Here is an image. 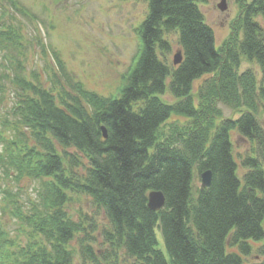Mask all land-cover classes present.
<instances>
[{"label": "trees", "instance_id": "16d2710c", "mask_svg": "<svg viewBox=\"0 0 264 264\" xmlns=\"http://www.w3.org/2000/svg\"><path fill=\"white\" fill-rule=\"evenodd\" d=\"M200 1L147 0L139 54L114 95L85 87L55 51V68L28 78L22 34L0 19V96L9 84L12 97L0 105V174L10 181L0 186V264H246L253 249L262 258L249 264H264V0H235L218 47ZM219 104L240 114L223 117ZM233 132L252 143L246 155ZM24 181L36 182L33 195ZM154 190L165 197L157 211L147 206ZM73 201L104 222L71 211Z\"/></svg>", "mask_w": 264, "mask_h": 264}, {"label": "rangeland", "instance_id": "374dc122", "mask_svg": "<svg viewBox=\"0 0 264 264\" xmlns=\"http://www.w3.org/2000/svg\"><path fill=\"white\" fill-rule=\"evenodd\" d=\"M18 7L26 14L14 9L8 0H0L1 22L18 27L22 34L24 74L29 78L39 73L43 79L46 70L54 67L50 52L55 51L66 65V70L85 87L102 95H114L123 84L122 77L134 64L139 54L140 40L136 28L147 11V0H16ZM221 0H201L199 8L205 22L212 28L214 43L218 47L230 35L233 23L238 15L235 0H224L225 10H220ZM171 50L168 59L172 62L178 44L176 36L170 35ZM48 52L44 55L41 48ZM12 54V51H10ZM3 52L0 49V58ZM14 54H16L14 52ZM1 61V59H0ZM251 68L253 63L242 62L241 69ZM1 74V73H0ZM59 76V75H58ZM60 77V76H59ZM207 76L194 81V87L202 85ZM60 80H62L60 78ZM48 82V81H47ZM46 84V82H45ZM6 92L0 96V105H10L12 97L9 84ZM164 99L171 100L169 96ZM223 117H236L239 110L219 104ZM1 108V107H0ZM256 116L264 128V114L258 108ZM0 115L1 110H0ZM0 130L2 126L0 125ZM234 151L246 155L252 150V143L232 133ZM238 164L240 165L239 161ZM5 171L0 167V172ZM10 184L6 177H1L0 186ZM28 195H33L36 182L24 181ZM25 197L23 193L22 198ZM73 212H85L96 222H104L103 216L89 203L73 201L68 205ZM3 218V217H2ZM7 228L14 230L10 219ZM159 246L164 250L161 234L157 231ZM255 249L247 257L246 264L261 259Z\"/></svg>", "mask_w": 264, "mask_h": 264}, {"label": "water", "instance_id": "95a60500", "mask_svg": "<svg viewBox=\"0 0 264 264\" xmlns=\"http://www.w3.org/2000/svg\"><path fill=\"white\" fill-rule=\"evenodd\" d=\"M218 7L220 10H225L226 6L224 3V0H221V3L218 4ZM182 60V53L181 50H177L176 53L173 55V64L176 65L180 63ZM103 135L104 137L106 136L105 129L102 128ZM201 187L203 188H208L211 184L212 180V173L210 170H205L201 173ZM165 204V197L162 191L160 190H154L150 191L147 195V206L154 210L157 211L161 209Z\"/></svg>", "mask_w": 264, "mask_h": 264}]
</instances>
